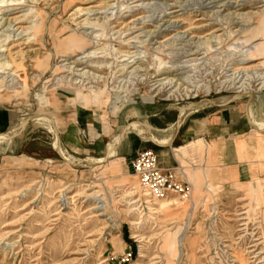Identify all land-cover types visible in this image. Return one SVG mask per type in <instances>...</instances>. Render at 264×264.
I'll return each instance as SVG.
<instances>
[{
	"label": "rangeland",
	"instance_id": "rangeland-1",
	"mask_svg": "<svg viewBox=\"0 0 264 264\" xmlns=\"http://www.w3.org/2000/svg\"><path fill=\"white\" fill-rule=\"evenodd\" d=\"M248 104L264 128V0H0V264H264V170L153 199L137 131L80 163Z\"/></svg>",
	"mask_w": 264,
	"mask_h": 264
},
{
	"label": "crops",
	"instance_id": "crops-1",
	"mask_svg": "<svg viewBox=\"0 0 264 264\" xmlns=\"http://www.w3.org/2000/svg\"><path fill=\"white\" fill-rule=\"evenodd\" d=\"M248 107L249 104L245 117L240 111L226 107L203 115H189V111L182 117L180 112L169 128L153 122L152 126H147L159 132H154L155 139L152 134L148 137L142 135L137 128L132 131L148 139L140 145L153 149L161 166L181 167L187 179L193 183V199L196 201L199 200L200 190L208 186L210 180L223 182L224 185L242 184L263 173L264 128L258 127L248 117ZM53 122L58 127L57 122ZM128 127L125 133L122 131L111 138L106 157L87 159L89 162L85 165L104 163L99 162L102 159H107L105 162L121 159L119 147L128 133ZM150 130L153 132V128ZM110 155L112 157L109 159ZM122 155L129 153L123 152Z\"/></svg>",
	"mask_w": 264,
	"mask_h": 264
},
{
	"label": "built area",
	"instance_id": "built-area-1",
	"mask_svg": "<svg viewBox=\"0 0 264 264\" xmlns=\"http://www.w3.org/2000/svg\"><path fill=\"white\" fill-rule=\"evenodd\" d=\"M131 165L140 179L142 190L153 199L176 196L188 200L192 197L193 183L187 179L181 167L161 166L153 149L139 152Z\"/></svg>",
	"mask_w": 264,
	"mask_h": 264
},
{
	"label": "bare ground",
	"instance_id": "bare-ground-1",
	"mask_svg": "<svg viewBox=\"0 0 264 264\" xmlns=\"http://www.w3.org/2000/svg\"><path fill=\"white\" fill-rule=\"evenodd\" d=\"M15 45V44H14ZM15 47H17V46H11L10 47V52H12L11 50H14V48ZM83 62V61H82ZM6 65V64H5ZM9 65V64H8ZM262 91V90H261ZM243 96H246V95H243ZM236 97V96H235ZM252 98H254V92L251 94V99ZM217 101H213V103H216ZM253 102H252V100H251V102H250V104H252ZM134 111H135V109H134ZM263 111V110H262ZM187 113V112H186ZM186 113H184V111H181V115H182V117L186 114ZM188 114V113H187ZM262 115H263V112H262ZM138 116V115H137ZM264 118V117H263ZM40 124H42V125H44L45 127L46 126H48L49 128H50V130L51 131H53L54 133H55V131H54V129H53V127L51 126V124L49 123V122H41V123H39V125ZM257 124L258 125H264V120L263 121H257ZM148 125H146L145 126V136L146 137H148L149 135H151L152 134V138L153 139H155V137H156V134L154 133V132H152L150 129L151 128H148L147 127ZM135 127H137V125L135 124V125H132V126H130V127H128V129H127V132H129V131H132L133 130V128H135ZM126 132V133H127ZM17 133H19L18 131H12V132H7V133H5L4 135H7V134H10V135H16ZM3 136V135H2ZM1 137V136H0ZM0 141L4 144L5 142H3L2 140H1V138H0ZM61 144V143H60ZM13 146V145H12ZM11 147V146H10ZM59 151L65 156V153L63 152V150H62V146H61V150L59 149ZM66 157V156H65ZM112 156L110 155V157H109V159L111 158ZM66 159H67V161L68 162H70L69 160H68V158L66 157ZM81 160V159H80ZM105 161H107V159H105V160H99V162H105ZM71 163V162H70ZM81 164H84L85 165V163H88V161H86V160H81V162H80ZM136 175V174H135ZM137 176V175H136ZM144 195H147V196H149V194L148 193H145ZM192 197H193V193H192ZM192 197L190 198V199H188V200H191L192 199ZM68 198H70V197H68ZM134 203V202H133ZM132 204V203H131ZM135 204V203H134ZM103 207V206H102ZM101 207L100 206H98V205H96V206H94V208L93 209H100ZM171 243H173V240L169 243V245H167L168 246V248L169 249H171V247H172V244Z\"/></svg>",
	"mask_w": 264,
	"mask_h": 264
},
{
	"label": "water",
	"instance_id": "water-1",
	"mask_svg": "<svg viewBox=\"0 0 264 264\" xmlns=\"http://www.w3.org/2000/svg\"><path fill=\"white\" fill-rule=\"evenodd\" d=\"M242 95H237L236 97H235V99L236 98H239V97H241ZM27 123H28V120L26 121V123H25V125L23 126V128L27 125ZM23 130V129H22ZM125 138V137H124ZM59 154L64 158V159H66V157L59 151ZM67 160V159H66Z\"/></svg>",
	"mask_w": 264,
	"mask_h": 264
}]
</instances>
